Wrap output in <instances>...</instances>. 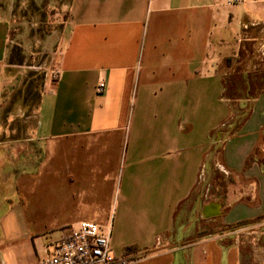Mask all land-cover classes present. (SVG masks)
<instances>
[{"label": "crops", "instance_id": "obj_1", "mask_svg": "<svg viewBox=\"0 0 264 264\" xmlns=\"http://www.w3.org/2000/svg\"><path fill=\"white\" fill-rule=\"evenodd\" d=\"M9 40L0 12V264H41L81 222L111 227L131 264H264V93L236 131L225 95L228 76L264 73V0H72L58 75L16 139ZM210 167L237 184L203 219Z\"/></svg>", "mask_w": 264, "mask_h": 264}, {"label": "rangeland", "instance_id": "obj_2", "mask_svg": "<svg viewBox=\"0 0 264 264\" xmlns=\"http://www.w3.org/2000/svg\"><path fill=\"white\" fill-rule=\"evenodd\" d=\"M71 1L0 0V12L10 23L8 63L16 66L20 78L19 88L3 96L1 106L2 125L14 133V139L24 138L26 132L35 129L36 111L45 83L54 81L58 75L59 57L69 33ZM250 102L232 100L230 121ZM236 184L233 175H224L210 167L201 177L196 193L201 194L203 203L219 202L224 206L225 193L234 190ZM257 228L263 229L264 223ZM216 229L214 224L198 225L200 234Z\"/></svg>", "mask_w": 264, "mask_h": 264}, {"label": "built area", "instance_id": "obj_3", "mask_svg": "<svg viewBox=\"0 0 264 264\" xmlns=\"http://www.w3.org/2000/svg\"><path fill=\"white\" fill-rule=\"evenodd\" d=\"M233 3L240 0H232ZM105 82L97 88L104 92ZM41 264H131L111 249V227L103 228L92 222L79 223L70 234L56 243Z\"/></svg>", "mask_w": 264, "mask_h": 264}, {"label": "trees", "instance_id": "obj_4", "mask_svg": "<svg viewBox=\"0 0 264 264\" xmlns=\"http://www.w3.org/2000/svg\"><path fill=\"white\" fill-rule=\"evenodd\" d=\"M226 98L231 100L246 99L252 101L256 99L260 94L264 93V73H258L255 75H239L234 74L227 77ZM242 96V97H241ZM244 96V97H243ZM250 104L240 109V117L236 122L234 131L238 130L242 122L248 118ZM257 220L240 222L234 226H229L227 229H236L242 226H247L257 222Z\"/></svg>", "mask_w": 264, "mask_h": 264}, {"label": "water", "instance_id": "obj_5", "mask_svg": "<svg viewBox=\"0 0 264 264\" xmlns=\"http://www.w3.org/2000/svg\"><path fill=\"white\" fill-rule=\"evenodd\" d=\"M222 214V205L216 202H212L204 207L200 213V218L211 219L218 217Z\"/></svg>", "mask_w": 264, "mask_h": 264}]
</instances>
